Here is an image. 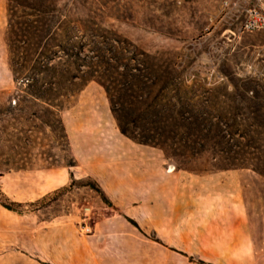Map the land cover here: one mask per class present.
Segmentation results:
<instances>
[{
  "label": "rangeland",
  "instance_id": "obj_1",
  "mask_svg": "<svg viewBox=\"0 0 264 264\" xmlns=\"http://www.w3.org/2000/svg\"><path fill=\"white\" fill-rule=\"evenodd\" d=\"M29 1L0 0V264H264V176L237 166L253 163L243 149L264 153V30L238 33L224 0L19 5ZM11 9L25 44L9 37ZM38 18L50 29L40 47ZM8 37L23 74H41L54 58L60 72L75 74V52L84 71L86 60L107 62L108 73L119 63L125 89L140 73L119 116L139 137L152 134L157 115L176 122L165 151L121 131L96 80L62 108L27 93L13 75ZM116 144L122 155L109 157ZM148 170L147 179L137 175ZM115 179L130 182L114 188ZM235 217L246 226L227 222ZM243 228L249 240H227ZM213 251L222 261L202 260Z\"/></svg>",
  "mask_w": 264,
  "mask_h": 264
},
{
  "label": "trees",
  "instance_id": "obj_2",
  "mask_svg": "<svg viewBox=\"0 0 264 264\" xmlns=\"http://www.w3.org/2000/svg\"><path fill=\"white\" fill-rule=\"evenodd\" d=\"M33 2V3H32ZM32 2H28L23 4L22 2H19V5L23 8H28L32 11L37 10V4H42L43 0H32ZM28 15L38 16L35 13H28ZM48 20H45L44 18L41 19H35L31 22L33 25L35 31V34L37 36L36 38V45L38 47L42 46V43L49 38V24L47 23ZM35 22V23H34ZM21 23L18 21V16L15 10H10V20H9V37L13 33L16 38L15 43H21L25 44V35H21L18 33V24ZM20 31L22 32V29L20 28ZM23 34V32H22ZM8 37V41L10 42V65L12 67L13 75L17 81L21 80L26 87H27V93L34 96L40 101H43L47 104H50L54 106L55 108H62L66 106V102L70 97L75 96L77 92H79L85 84L90 80H96L99 82L107 91L108 98L111 102V105L113 107V113L118 119V122L121 127V131L132 138L133 140L139 141L142 144L147 145H153L157 146L160 149L165 151L166 148V141H164V133L176 126L177 123L169 120L167 117H160V115L156 116V119L152 121V134H150L149 137H139L137 135H131L126 131V128L123 125V122L119 116V111H122V107H126V103L124 102L123 95L126 93V91H135V85L133 80L137 79L140 75V73H132L130 76V81L128 87L125 89L123 82L119 79V67L120 64L116 63L114 65H110L112 68H110L108 72H106L105 65L108 64L107 62L104 63V61H89L86 60L88 70L84 71L81 69V67L84 64L83 58L80 56V52L71 53V61L70 64L73 65L76 69L75 74H71L70 76L64 75L63 72H60L57 68L58 62L56 63V59L54 60H48L46 63H44V68L46 71L42 72L41 74H23L22 71H20L19 66H22L23 64L20 62V57H14L13 55V47L11 45V40ZM107 66V65H106ZM65 83H68L72 89L70 91H63L61 90V86ZM156 84V83H155ZM238 90L237 88H235ZM244 89V88H243ZM247 91V89H244ZM125 91V92H124ZM255 97V95H254ZM253 97V98H254ZM136 105V104H135ZM136 108V106H135ZM192 129L196 130L197 134L200 129H195L192 127ZM218 132V131H217ZM221 132V131H220ZM223 134H226V132L223 130ZM244 138L246 135H242ZM252 149H254L255 152H250L245 149H243V153L246 152V155L244 154V160L247 161H253V163L247 164V163H241L237 164L238 167H247L252 168L253 170L259 172L264 176V153L261 151L260 147L251 146ZM11 208V207H9ZM13 209V208H11Z\"/></svg>",
  "mask_w": 264,
  "mask_h": 264
},
{
  "label": "built area",
  "instance_id": "obj_3",
  "mask_svg": "<svg viewBox=\"0 0 264 264\" xmlns=\"http://www.w3.org/2000/svg\"><path fill=\"white\" fill-rule=\"evenodd\" d=\"M224 16L230 14L235 30L242 34L264 30V0H224ZM82 234L90 235L93 229L89 225L81 227Z\"/></svg>",
  "mask_w": 264,
  "mask_h": 264
},
{
  "label": "crops",
  "instance_id": "obj_4",
  "mask_svg": "<svg viewBox=\"0 0 264 264\" xmlns=\"http://www.w3.org/2000/svg\"><path fill=\"white\" fill-rule=\"evenodd\" d=\"M108 150H109L108 151L109 157H111V155H116V156L122 155V150L119 148L118 144L112 145V148H109ZM110 160H111V158L110 159H105V162H109ZM105 165H106V163H105ZM105 167H106V169H109V166L108 165H106ZM151 172H152L151 170H148V171L143 172V174H140V173L138 174L137 173V175L140 176L141 179H147L148 178V175L147 174H151ZM129 182L130 181L127 182V181H123V180H120V179H115V180L112 181L111 186H113L114 188H116V186L118 187V185L119 186L122 185L123 187L124 186L126 187L129 184ZM227 211L229 212L228 213L229 216H233V217L236 216V215L237 216H239V215L240 216H244V214L239 213V212H241L240 209H229V210L227 209ZM195 214H196V216H193V217L191 216V218L189 219V222L192 223V224L193 223H195V224L197 223V208H195ZM160 218H162V217H160ZM160 218L157 221L158 223L161 221ZM177 218H178V216L173 215V218L171 219V222L170 223H169V219H167L168 220V225L171 226V227H174L173 221L176 220ZM244 220L245 219H239V218H236L235 217V218H229L227 220V222L228 223H237L239 221V222H242L241 224L243 225V227H245L246 225L244 223ZM213 234L215 236L214 237L215 239L216 238L218 239L220 237V234L217 231H214ZM250 238L251 237L249 236V234H247V232L243 228L242 230H240V232L229 231L227 240L240 241L241 243H243L244 241L246 242ZM171 242L173 243L174 240H172ZM212 245L213 246L214 245L216 246L215 243H212ZM219 245H221V244H219ZM189 251H191L190 248H189ZM212 253L213 254L209 255L208 257H202V260L209 261V262H220V261H222V259L219 258V257L214 258L215 257L214 256L215 254L218 255L217 253H215L214 251ZM224 261H226V260H224ZM234 262L240 263L242 261L241 260L240 261L235 260Z\"/></svg>",
  "mask_w": 264,
  "mask_h": 264
}]
</instances>
